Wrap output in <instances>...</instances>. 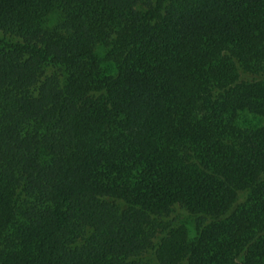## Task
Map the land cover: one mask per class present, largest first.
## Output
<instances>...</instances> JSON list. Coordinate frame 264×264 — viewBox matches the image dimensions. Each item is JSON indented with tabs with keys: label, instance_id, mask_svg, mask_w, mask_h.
<instances>
[{
	"label": "trees",
	"instance_id": "16d2710c",
	"mask_svg": "<svg viewBox=\"0 0 264 264\" xmlns=\"http://www.w3.org/2000/svg\"><path fill=\"white\" fill-rule=\"evenodd\" d=\"M0 264H264V0H0Z\"/></svg>",
	"mask_w": 264,
	"mask_h": 264
},
{
	"label": "rangeland",
	"instance_id": "374dc122",
	"mask_svg": "<svg viewBox=\"0 0 264 264\" xmlns=\"http://www.w3.org/2000/svg\"><path fill=\"white\" fill-rule=\"evenodd\" d=\"M248 119H249V121H252V120H253L252 118H249V117H248ZM254 121H255V120H254ZM177 220L180 221L179 219H177ZM191 226H192V225L190 224L189 227H191Z\"/></svg>",
	"mask_w": 264,
	"mask_h": 264
}]
</instances>
